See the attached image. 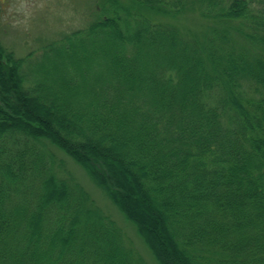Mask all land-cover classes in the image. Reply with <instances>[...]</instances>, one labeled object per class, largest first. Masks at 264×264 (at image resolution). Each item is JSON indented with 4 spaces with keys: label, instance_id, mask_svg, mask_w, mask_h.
I'll list each match as a JSON object with an SVG mask.
<instances>
[{
    "label": "trees",
    "instance_id": "1",
    "mask_svg": "<svg viewBox=\"0 0 264 264\" xmlns=\"http://www.w3.org/2000/svg\"><path fill=\"white\" fill-rule=\"evenodd\" d=\"M17 58L0 45V264H264V0H102ZM33 57V54H32Z\"/></svg>",
    "mask_w": 264,
    "mask_h": 264
},
{
    "label": "rangeland",
    "instance_id": "2",
    "mask_svg": "<svg viewBox=\"0 0 264 264\" xmlns=\"http://www.w3.org/2000/svg\"><path fill=\"white\" fill-rule=\"evenodd\" d=\"M102 0H0V45L17 58L40 59L42 48L63 35L85 28ZM33 54V57H32ZM66 167L89 192L95 204L116 223L127 243L145 264H156L151 253L119 209L95 186L84 170L63 153Z\"/></svg>",
    "mask_w": 264,
    "mask_h": 264
}]
</instances>
